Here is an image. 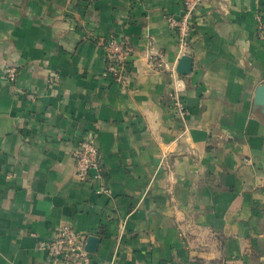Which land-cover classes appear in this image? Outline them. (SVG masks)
I'll list each match as a JSON object with an SVG mask.
<instances>
[{
	"label": "crops",
	"instance_id": "crops-1",
	"mask_svg": "<svg viewBox=\"0 0 264 264\" xmlns=\"http://www.w3.org/2000/svg\"><path fill=\"white\" fill-rule=\"evenodd\" d=\"M259 9L264 20V0L197 7L183 117L149 59L176 66L180 0H0V264H61L37 249L57 225L97 237L92 264H264ZM113 37L130 47L125 85ZM83 135L105 194L75 176Z\"/></svg>",
	"mask_w": 264,
	"mask_h": 264
},
{
	"label": "built area",
	"instance_id": "built-area-1",
	"mask_svg": "<svg viewBox=\"0 0 264 264\" xmlns=\"http://www.w3.org/2000/svg\"><path fill=\"white\" fill-rule=\"evenodd\" d=\"M204 0H180L181 11L177 16L170 15L167 22L173 29L176 36V44L179 55L188 51L191 34L194 27V16L197 7ZM260 7V4H259ZM256 35L264 46V20L259 9L256 20ZM152 39L149 38V41ZM109 58L112 60L110 70L113 77L121 85L127 82V65L130 60V47L127 41L110 38L105 43ZM150 63L153 69H167L173 78V89L171 100L173 107L177 108L182 116H185V106L181 98L183 83L175 70V65L166 67L157 53L150 56ZM6 78L9 81L15 79V68L5 69ZM75 166V176L80 181L94 184V191L98 194H105L109 191L103 178L101 156L95 141L88 135H83L72 151ZM85 237L71 225H57L49 238L38 240L37 249L46 253L53 261L61 264H92L91 254L85 248Z\"/></svg>",
	"mask_w": 264,
	"mask_h": 264
},
{
	"label": "water",
	"instance_id": "water-1",
	"mask_svg": "<svg viewBox=\"0 0 264 264\" xmlns=\"http://www.w3.org/2000/svg\"><path fill=\"white\" fill-rule=\"evenodd\" d=\"M192 69V58L188 54H184L180 56L175 70L179 76L187 75L190 73ZM255 104L261 105L264 108V83L258 85L256 92H255ZM98 242L97 237L89 236L86 240L85 248L88 251H94L95 246Z\"/></svg>",
	"mask_w": 264,
	"mask_h": 264
}]
</instances>
